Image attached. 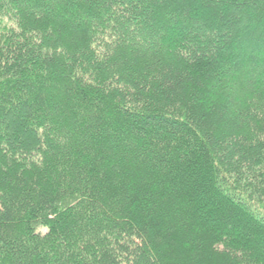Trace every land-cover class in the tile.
<instances>
[{
	"label": "trees",
	"instance_id": "obj_1",
	"mask_svg": "<svg viewBox=\"0 0 264 264\" xmlns=\"http://www.w3.org/2000/svg\"><path fill=\"white\" fill-rule=\"evenodd\" d=\"M0 264H264V0H0Z\"/></svg>",
	"mask_w": 264,
	"mask_h": 264
},
{
	"label": "rangeland",
	"instance_id": "obj_2",
	"mask_svg": "<svg viewBox=\"0 0 264 264\" xmlns=\"http://www.w3.org/2000/svg\"><path fill=\"white\" fill-rule=\"evenodd\" d=\"M39 230L44 231V228H40Z\"/></svg>",
	"mask_w": 264,
	"mask_h": 264
}]
</instances>
